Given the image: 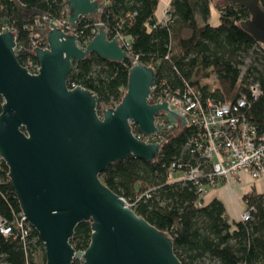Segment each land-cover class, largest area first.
<instances>
[{
	"label": "water",
	"instance_id": "water-1",
	"mask_svg": "<svg viewBox=\"0 0 264 264\" xmlns=\"http://www.w3.org/2000/svg\"><path fill=\"white\" fill-rule=\"evenodd\" d=\"M245 8L240 27L264 44V9L260 0H223ZM71 26L79 16L97 22L96 0H64ZM45 32L47 49L33 48L39 69L23 67L16 54V36L0 29V158L25 220L44 247L45 264H183L168 234L137 215L108 188L99 173L130 156L152 162L159 143L136 138L129 120L146 135L156 131L154 116H166L179 126L184 117L167 109L165 101L148 102L156 73L153 67L131 62L126 90L118 104L98 112L97 96L82 86L69 89L73 60L95 53L102 59L129 58L116 37L108 38L103 24L85 48L74 34L53 23ZM158 100V99H157ZM91 220L90 241L84 250L70 244L76 225Z\"/></svg>",
	"mask_w": 264,
	"mask_h": 264
},
{
	"label": "trees",
	"instance_id": "trees-1",
	"mask_svg": "<svg viewBox=\"0 0 264 264\" xmlns=\"http://www.w3.org/2000/svg\"><path fill=\"white\" fill-rule=\"evenodd\" d=\"M63 1L0 0V29L8 26L14 32L20 63L25 55H32L30 31L36 18L43 13L58 15ZM96 1L101 4L96 18L104 25L107 36L118 32L133 38L125 61L102 59L90 53L71 63L67 84L74 83L93 92L98 112L120 102L136 55L141 63L153 67L156 77L166 80L167 86L178 88L188 83L194 90L221 101H232L243 90L242 83L258 82L262 93L244 111L259 131L264 130V70L250 65L240 74L238 64L242 60L235 51H251L264 62V49L240 27V21L249 16L245 8L223 0H170L172 20L162 24L155 16L159 0ZM210 4L219 13V24L213 27L208 23ZM260 5L264 9V0H260ZM87 21L90 26L84 29V34L90 36L94 22ZM200 72L204 77L217 76L215 92H206L205 86L199 84ZM2 102L0 96V112ZM191 133L190 128L168 132L152 162L127 157L100 172V180L137 215L168 234L173 251L183 264H211L206 263V258L218 264H264V194L251 187L242 198L255 206L252 219L229 222L225 206L217 197L198 206V195L189 182L171 181L170 164L179 158ZM7 173L8 167L0 158V215L13 222L20 217L21 209ZM143 192L148 195L138 197ZM90 235L91 220L81 221L70 244L75 250H84ZM19 236L15 224L11 235L0 232V260L5 264H36L34 252L43 247L37 232L29 226L25 239ZM71 264L83 261L73 259Z\"/></svg>",
	"mask_w": 264,
	"mask_h": 264
},
{
	"label": "built area",
	"instance_id": "built-area-1",
	"mask_svg": "<svg viewBox=\"0 0 264 264\" xmlns=\"http://www.w3.org/2000/svg\"><path fill=\"white\" fill-rule=\"evenodd\" d=\"M88 19L90 18L79 16L75 24L71 26L64 1L58 15L43 13L36 18L33 31H30L32 55H25L20 64L29 73L38 72L39 63L34 56L33 48H48L45 35L49 29L48 22L53 23L65 34H74L76 45L82 49L85 48L96 32V25L102 24L99 21L94 22V28L91 29L93 35L87 36L84 34V29L90 26ZM171 20L169 6H167L160 23L167 24ZM35 29L41 32H34ZM114 36L119 46L129 56L133 38L118 32L111 37ZM259 44L264 49V44ZM131 62L140 61L134 55ZM67 86L73 89L80 85L70 83ZM241 87L243 90H239L232 101H221L209 93L194 90L191 84L186 83L181 87L172 88L166 85V80L156 77L150 88L148 102L154 104L165 101L168 110L184 117L183 124L179 126L178 117L175 122L166 116V111H158L154 116L156 131L146 135L134 121L129 120L132 134L139 140L159 143V150L168 132L191 129L192 133L184 143L179 158L170 164L171 171L179 173L178 177L171 181L189 182L198 195L196 202L198 206L204 205L203 197L211 189L231 182L239 186L247 185V175L251 181L259 180L264 188V130L259 131L244 111V107L249 106L250 101L256 100L262 90L258 82L242 83ZM142 195L147 196L148 194L143 192L138 197ZM243 201L244 208L239 220L245 222L252 219V214L256 209L248 202V199H243ZM19 216L15 221L9 222L0 215V232L7 236L11 235L12 226L15 224L19 229L20 239L24 240L30 224L22 213Z\"/></svg>",
	"mask_w": 264,
	"mask_h": 264
},
{
	"label": "rangeland",
	"instance_id": "rangeland-1",
	"mask_svg": "<svg viewBox=\"0 0 264 264\" xmlns=\"http://www.w3.org/2000/svg\"><path fill=\"white\" fill-rule=\"evenodd\" d=\"M211 2H220V0H212ZM197 20H199V19L197 18ZM208 23H209L210 27L217 26L219 24V13L216 10V8L213 6V4L209 5ZM235 51L238 53V56H239L238 58H240L242 60V63L238 64V67L240 69V74H244L246 71V68L250 65H255L260 70H262V71L264 70V62H262V60L258 59V57H256L255 53H253L251 51H247V52H243L241 50H235ZM206 71H209V69H207ZM199 84L202 86H205L206 92H215L217 90V87H218L217 76L215 74H211L208 77H204V76H202V72H200L199 73ZM178 175H179V173L173 172L171 175V180L174 178H177ZM246 178H247L246 179L247 185H245V187L243 186V189H246L248 186V182H251L248 175L246 176ZM252 181L257 183L256 189L258 192H260V193L264 192L263 185L259 180H252ZM129 203L131 204V202H129ZM43 257H44V247L37 248V250L34 252V262L36 264H42L43 263ZM77 260L79 263H81L83 261L82 259H77ZM205 261H206V263L211 262V264H218V262L214 259L210 260V259L206 258ZM0 264H5V263H3L0 260Z\"/></svg>",
	"mask_w": 264,
	"mask_h": 264
},
{
	"label": "crops",
	"instance_id": "crops-1",
	"mask_svg": "<svg viewBox=\"0 0 264 264\" xmlns=\"http://www.w3.org/2000/svg\"><path fill=\"white\" fill-rule=\"evenodd\" d=\"M169 2L170 0L158 1L155 10L157 21L160 22L162 20L164 9L169 6ZM256 184L257 183L253 181L248 182L247 188L243 189V186L231 182L227 185L211 189L203 197L204 205L208 204L214 197H217L225 206L229 222L239 221L240 212L244 208L243 193L248 191L251 187L256 189Z\"/></svg>",
	"mask_w": 264,
	"mask_h": 264
}]
</instances>
